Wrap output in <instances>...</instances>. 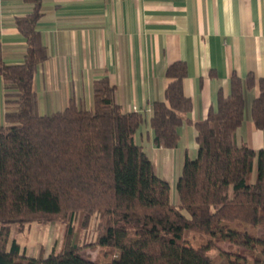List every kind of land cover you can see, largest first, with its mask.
Here are the masks:
<instances>
[{
    "label": "trees",
    "instance_id": "trees-1",
    "mask_svg": "<svg viewBox=\"0 0 264 264\" xmlns=\"http://www.w3.org/2000/svg\"><path fill=\"white\" fill-rule=\"evenodd\" d=\"M25 1L32 13L16 17L27 42L24 62L5 63L0 47L7 108L0 127V264H86L78 234L92 224L91 246L110 256L95 264H264L218 247L229 242L264 253V149L237 141L255 75L233 72L230 94L220 93L218 108L197 121V156H186L174 202L170 183L137 141L145 115L122 109L107 76L93 81L92 108L72 101L40 114L34 79L49 57L37 27L42 0ZM187 74L186 62L171 64L165 99L153 104L149 123L158 147L178 146L193 107ZM258 81L251 118L264 129V76ZM52 220L66 222L61 249L30 256L11 238L14 224ZM189 232L207 238L196 246L184 240Z\"/></svg>",
    "mask_w": 264,
    "mask_h": 264
},
{
    "label": "crops",
    "instance_id": "crops-1",
    "mask_svg": "<svg viewBox=\"0 0 264 264\" xmlns=\"http://www.w3.org/2000/svg\"><path fill=\"white\" fill-rule=\"evenodd\" d=\"M32 11L25 0H0V47L7 64L24 62L27 42L16 17ZM42 11L37 27L49 57L34 79L40 114L72 101L92 108L93 81L107 76L122 109L145 115L137 141L170 183L174 202L184 160L197 156L196 123L218 108L220 93L230 94L233 72L256 77L246 90L237 141L264 149V129L251 118L264 76V0H42ZM176 61L187 63L184 91L193 107L179 128L178 146L158 147L149 122L154 102L165 99L166 72ZM5 92L0 74V127Z\"/></svg>",
    "mask_w": 264,
    "mask_h": 264
},
{
    "label": "rangeland",
    "instance_id": "rangeland-1",
    "mask_svg": "<svg viewBox=\"0 0 264 264\" xmlns=\"http://www.w3.org/2000/svg\"><path fill=\"white\" fill-rule=\"evenodd\" d=\"M175 201L178 202L177 192ZM65 223L62 220H52L46 223L34 221L27 223L23 228H19L17 224H14L11 226V238H16L25 252L30 256H38L42 251L47 255L53 248L61 249L63 247L66 234ZM94 238L95 230L93 224L88 230L81 231L78 234L79 242L84 245L80 253L86 264H95L96 261H106L110 257L108 254L103 253L101 248L91 246L90 242ZM206 238L194 232L184 235V240H189L196 246L204 242ZM218 247L226 251L237 250L241 255L248 257L250 260L256 256L264 260V253L261 251V248L252 251L247 247L231 245L229 242H220L218 243ZM216 252L217 250L213 249L210 254L215 255Z\"/></svg>",
    "mask_w": 264,
    "mask_h": 264
}]
</instances>
